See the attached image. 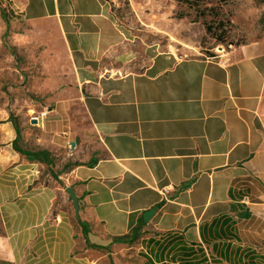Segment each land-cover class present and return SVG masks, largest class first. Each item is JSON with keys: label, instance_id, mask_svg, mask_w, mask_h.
Returning <instances> with one entry per match:
<instances>
[{"label": "crops", "instance_id": "0c3cea01", "mask_svg": "<svg viewBox=\"0 0 264 264\" xmlns=\"http://www.w3.org/2000/svg\"><path fill=\"white\" fill-rule=\"evenodd\" d=\"M112 2L0 0L41 95L0 117V264H264V40L186 56Z\"/></svg>", "mask_w": 264, "mask_h": 264}, {"label": "rangeland", "instance_id": "374dc122", "mask_svg": "<svg viewBox=\"0 0 264 264\" xmlns=\"http://www.w3.org/2000/svg\"><path fill=\"white\" fill-rule=\"evenodd\" d=\"M111 1L114 15L121 24L139 34L150 36L152 40L161 39L163 35V39L170 42V48L183 51V55L198 53L215 56L244 44L264 40L262 0H227L222 4L224 25L214 24L213 31L224 37L223 42L208 33L199 12L177 0ZM214 5L217 4H208ZM209 13L213 14L215 11ZM11 20L7 6L0 4V117L8 114L25 135L27 131L37 132L33 129L32 120L37 121V100L41 95L31 90L34 74L27 66H30L29 61H33L27 59L14 45L11 26L7 31ZM161 27L165 32L162 33ZM38 76L40 74L37 68ZM120 257L117 264H125L130 260L135 264L138 262L135 258L122 254ZM112 262L114 261L110 258L106 264Z\"/></svg>", "mask_w": 264, "mask_h": 264}, {"label": "trees", "instance_id": "16d2710c", "mask_svg": "<svg viewBox=\"0 0 264 264\" xmlns=\"http://www.w3.org/2000/svg\"><path fill=\"white\" fill-rule=\"evenodd\" d=\"M180 3L187 4L189 7L193 8L196 12L200 13V16L203 18V22L207 28L208 33H210L214 38L219 40L220 42L225 41L224 37H220L217 33L213 31V25H224L225 15L223 13L222 4L225 3L227 0H177ZM264 2V0H262ZM216 3L217 5L214 6H208V4ZM214 10L215 13L211 14L210 11ZM4 14H6L4 12ZM208 16H211V19H208ZM8 31V27H7ZM16 130H17V138L20 136V128L18 124L15 122ZM18 139L16 140V142ZM36 148V147H35ZM17 150H19L21 153L26 154L31 159H40L44 162L48 163V157L51 155V152L45 148L37 147L35 150H24L17 146ZM74 164H81L79 161H76ZM79 223H81L83 228V234L87 240V245L92 246L95 248L101 247V245H97L95 243L91 242V229L88 225V223L79 220ZM141 227L142 224L139 226L134 227L129 234L123 235V236H116L113 238V241L116 242H128L133 243L135 242L141 235ZM106 248H109L107 246ZM111 261H113L111 259ZM114 264V262H112Z\"/></svg>", "mask_w": 264, "mask_h": 264}, {"label": "water", "instance_id": "95a60500", "mask_svg": "<svg viewBox=\"0 0 264 264\" xmlns=\"http://www.w3.org/2000/svg\"><path fill=\"white\" fill-rule=\"evenodd\" d=\"M34 122H36V119H34ZM66 191L69 193V197L71 198V200L73 201V205H74V210H75V216L77 219L80 220V202H79V198L74 190V188L72 186H67L66 187ZM155 211V208H152L148 211L145 212V217L149 218V216H151Z\"/></svg>", "mask_w": 264, "mask_h": 264}, {"label": "built area", "instance_id": "2783aa9c", "mask_svg": "<svg viewBox=\"0 0 264 264\" xmlns=\"http://www.w3.org/2000/svg\"><path fill=\"white\" fill-rule=\"evenodd\" d=\"M38 119V116L36 117ZM168 192V190L165 191V194Z\"/></svg>", "mask_w": 264, "mask_h": 264}]
</instances>
